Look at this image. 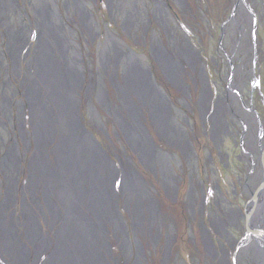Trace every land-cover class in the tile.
<instances>
[{"label": "flooded vegetation", "instance_id": "af4514ba", "mask_svg": "<svg viewBox=\"0 0 264 264\" xmlns=\"http://www.w3.org/2000/svg\"><path fill=\"white\" fill-rule=\"evenodd\" d=\"M257 7L258 0H0L8 122L0 121V170L12 146L20 164L28 157L22 187L21 165L15 175V215L31 198L36 147L26 96L34 91L39 109L54 117L45 83L66 82L74 128L115 172L109 264H264V8ZM1 82L19 88L9 111ZM54 143L43 158L50 168ZM196 147L205 148L200 165ZM168 202L180 204L179 215ZM30 208L49 233L41 193Z\"/></svg>", "mask_w": 264, "mask_h": 264}, {"label": "bare ground", "instance_id": "6f19581e", "mask_svg": "<svg viewBox=\"0 0 264 264\" xmlns=\"http://www.w3.org/2000/svg\"><path fill=\"white\" fill-rule=\"evenodd\" d=\"M45 84V98L56 104L58 112L54 117L44 114L37 104L40 103L39 96L34 91L27 93L26 102L36 147L27 184L31 198L28 202L24 201L21 218L11 212L15 206V175L21 165L19 150L10 147L1 164L7 184L5 195L2 197L0 194V257L7 264H30L31 261L33 264H109L106 259L105 226L116 221L111 216V187L116 180L115 172L103 152L100 153L81 134L82 131L74 128L71 103H67L68 109L64 99L67 83L64 82L65 90L62 82ZM3 85L2 109L9 111L11 101L5 93L6 84ZM134 88L143 89L139 82ZM73 89L74 86H71L67 92L74 102L76 94ZM24 116L26 113H19L21 126ZM54 141L55 165L50 168L43 164V158L47 148L55 144ZM122 182L126 190L133 187L129 175ZM40 193L48 212L45 220L49 224V233L46 234L37 222L35 211L30 208L31 205L38 207ZM135 214L138 215L137 210ZM48 252L49 256L41 262V255Z\"/></svg>", "mask_w": 264, "mask_h": 264}, {"label": "rangeland", "instance_id": "374dc122", "mask_svg": "<svg viewBox=\"0 0 264 264\" xmlns=\"http://www.w3.org/2000/svg\"><path fill=\"white\" fill-rule=\"evenodd\" d=\"M203 4H205V3H203ZM202 7H204V6H202ZM261 7H263L264 8V0H258V7H257V9H258V11L259 12H261ZM264 15V14H263ZM199 21H200V19H199ZM200 27H199V29L201 30V31H205L206 30V25L205 24H201L200 23ZM108 27V25H106V28ZM261 38L264 40V26H262V28H261ZM124 45H125V47L128 49V50H130V45L126 42V41H124ZM8 58L7 57H5V60H4V62H5V64L6 65H8L9 64V62H8ZM1 83H4V82H1ZM15 89H19L18 88V86H17V82H12V85L11 86H9L7 89H6V94H7V96H9L10 97V94H11V92L13 91L14 92V90ZM81 94V93H80ZM13 95H14V97H13V99H15V100H13L12 101V104L14 103L15 104V101H18L19 100V97H16L15 96V93H13ZM16 97V98H15ZM12 105V111H14V113H16V110H15V105ZM17 114V113H16ZM0 121H2L3 123H5L7 126H8V122H7V120L5 119V118H3V116L1 115V106H0ZM6 129H8V127L6 128ZM0 131L2 132V134H3V136L4 137H6V131L4 130V129H2V126H0ZM105 140L108 142V143H110L111 144V142H112V137H111V135L110 134H108V133H105ZM121 145H122V143L121 144H117L116 143V147L117 148H120L121 147ZM19 149L20 150H22V146L20 145L19 146ZM204 150H205V148H203V150L201 151L200 150V148H198V147H196V152H197V157H198V164L200 165L201 163H202V160L204 159V156H205V152H204ZM116 154H118L117 153V151L115 152ZM119 156V155H118ZM28 162V157L26 158V159H24V160H22V164H21V170H22V174H20V176H19V187L21 186H23V184L25 183V180L27 179V174H26V172H27V163ZM142 166H139V170L140 171H142ZM144 170V169H143ZM183 170H184V173H186L187 172V169H186V167L185 166H183ZM1 171V170H0ZM4 177L1 175V172H0V194H4V192H5V188H2V185H3V183H4V179H3ZM203 178L204 179H206L207 178V175H203ZM149 179V177H146V180H148ZM154 186H155V188L158 190L159 188H158V184L155 182L154 183ZM154 196H155V199H158V196L156 195V194H154ZM168 205H169V208H171L172 209V213L174 214V213H176V216L177 215H179V213H180V211H181V209H180V204L179 203H170V202H168ZM15 210H16V212L17 213H19L20 212V210H21V208H20V204H18L17 206H16V208H15ZM14 212V210H13V208H12V210H11V212ZM175 215H173V217H174ZM38 223H39V225H40V227H41V229H42V231L44 232V231H46V227H45V224H44V222H43V220L41 219V218H39L38 219ZM182 232H180V234H181ZM24 241V243H26L25 242V240H23ZM27 245V247H29V249L30 250H33V248L30 246V245H28V244H26ZM261 250H262V247H261ZM47 255V256H46ZM49 256V252L47 253V254H42L41 255V262L42 261H44V260H46V258ZM31 264H33V262L31 261ZM41 264V263H40Z\"/></svg>", "mask_w": 264, "mask_h": 264}, {"label": "water", "instance_id": "95a60500", "mask_svg": "<svg viewBox=\"0 0 264 264\" xmlns=\"http://www.w3.org/2000/svg\"><path fill=\"white\" fill-rule=\"evenodd\" d=\"M252 232V231H249V233Z\"/></svg>", "mask_w": 264, "mask_h": 264}]
</instances>
